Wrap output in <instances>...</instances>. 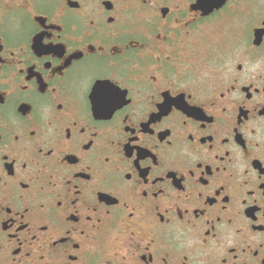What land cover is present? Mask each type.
Wrapping results in <instances>:
<instances>
[{
	"label": "flooded vegetation",
	"instance_id": "1",
	"mask_svg": "<svg viewBox=\"0 0 264 264\" xmlns=\"http://www.w3.org/2000/svg\"><path fill=\"white\" fill-rule=\"evenodd\" d=\"M0 264H264V0H0Z\"/></svg>",
	"mask_w": 264,
	"mask_h": 264
}]
</instances>
